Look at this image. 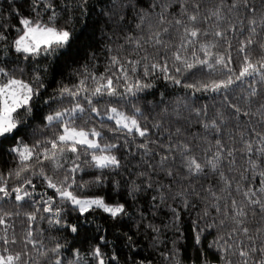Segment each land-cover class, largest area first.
Masks as SVG:
<instances>
[{
  "label": "snow or ice",
  "instance_id": "1",
  "mask_svg": "<svg viewBox=\"0 0 264 264\" xmlns=\"http://www.w3.org/2000/svg\"><path fill=\"white\" fill-rule=\"evenodd\" d=\"M0 264H264V0H7Z\"/></svg>",
  "mask_w": 264,
  "mask_h": 264
},
{
  "label": "trees",
  "instance_id": "2",
  "mask_svg": "<svg viewBox=\"0 0 264 264\" xmlns=\"http://www.w3.org/2000/svg\"><path fill=\"white\" fill-rule=\"evenodd\" d=\"M7 6V0H0V10H6Z\"/></svg>",
  "mask_w": 264,
  "mask_h": 264
}]
</instances>
